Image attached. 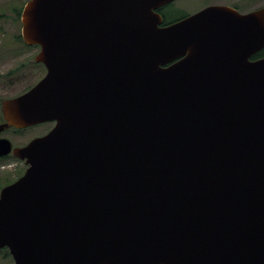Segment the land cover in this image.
I'll list each match as a JSON object with an SVG mask.
<instances>
[{"label": "water", "instance_id": "95a60500", "mask_svg": "<svg viewBox=\"0 0 264 264\" xmlns=\"http://www.w3.org/2000/svg\"><path fill=\"white\" fill-rule=\"evenodd\" d=\"M172 1L25 3L46 73L0 133L55 124L0 137L27 165L0 190L13 264H264V7L161 27Z\"/></svg>", "mask_w": 264, "mask_h": 264}, {"label": "rangeland", "instance_id": "374dc122", "mask_svg": "<svg viewBox=\"0 0 264 264\" xmlns=\"http://www.w3.org/2000/svg\"><path fill=\"white\" fill-rule=\"evenodd\" d=\"M27 1L0 0V103L5 98L25 92L46 73L45 66L35 62L39 48L32 46L27 48L17 39V35L22 33V22L19 23L15 19L13 8L22 3L25 5ZM261 4H264V0ZM3 122L0 107V124ZM52 126L51 122H45L24 128L19 132L7 129L0 133V137L8 138L14 146H22L32 138L48 132ZM26 168L27 165L23 160L12 155L0 159V187L9 184H5L8 180L14 181ZM0 264H13V260L10 261L0 254Z\"/></svg>", "mask_w": 264, "mask_h": 264}, {"label": "flooded vegetation", "instance_id": "af4514ba", "mask_svg": "<svg viewBox=\"0 0 264 264\" xmlns=\"http://www.w3.org/2000/svg\"><path fill=\"white\" fill-rule=\"evenodd\" d=\"M263 0H174L160 6L156 11L161 15V27H166L178 21L184 20L205 9L225 8L238 15H246L264 7ZM264 58V46L250 54L248 61H257ZM179 60L170 61L165 66L168 67ZM53 125L55 122H51Z\"/></svg>", "mask_w": 264, "mask_h": 264}, {"label": "trees", "instance_id": "16d2710c", "mask_svg": "<svg viewBox=\"0 0 264 264\" xmlns=\"http://www.w3.org/2000/svg\"><path fill=\"white\" fill-rule=\"evenodd\" d=\"M23 5H24V3H22L21 5L16 6V7L13 8V12L15 13V19L18 20L19 23H21V21H20V16H21V12H22ZM3 15H4V14H3ZM17 39H18L19 41H21V42H22L27 48H30L29 46H27V45L23 42L21 34H18V35H17ZM32 47H33V48H34V47H36V48H40L39 46H32ZM28 89H29V88H28ZM28 89H27V90H28ZM0 107H1V103H0ZM3 119H4V118H3ZM10 129H13V131H16V132H19V131L22 130V129H16V128H10ZM6 157H7V156L2 157V158H0V159H6ZM24 171H25V170H24ZM22 174H23V173H21V175H22ZM21 175H19L18 177H20ZM18 177H17V178H18ZM17 178H16V179H17ZM16 179H15V180H16ZM11 182H13V181L8 180L5 184H7V183H11ZM3 186H4V185H2V186L0 187V189H1ZM0 254H2L4 258L9 259L10 261L13 260L12 255L10 254V252H9V250H8L7 248L1 249V250H0Z\"/></svg>", "mask_w": 264, "mask_h": 264}]
</instances>
